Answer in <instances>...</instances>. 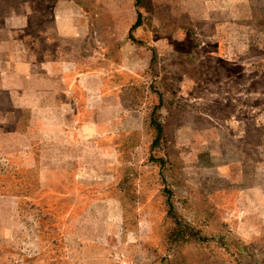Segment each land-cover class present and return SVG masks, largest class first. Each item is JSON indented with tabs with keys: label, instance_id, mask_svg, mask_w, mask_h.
I'll list each match as a JSON object with an SVG mask.
<instances>
[{
	"label": "rangeland",
	"instance_id": "374dc122",
	"mask_svg": "<svg viewBox=\"0 0 264 264\" xmlns=\"http://www.w3.org/2000/svg\"><path fill=\"white\" fill-rule=\"evenodd\" d=\"M36 1L51 22L57 0ZM71 3L85 68L108 72L137 133L109 134L67 189L3 175L25 217L0 225V264H264V0H232L223 23L202 0Z\"/></svg>",
	"mask_w": 264,
	"mask_h": 264
},
{
	"label": "crops",
	"instance_id": "0c3cea01",
	"mask_svg": "<svg viewBox=\"0 0 264 264\" xmlns=\"http://www.w3.org/2000/svg\"><path fill=\"white\" fill-rule=\"evenodd\" d=\"M35 2L0 0V188L3 189L8 181L3 175L14 168L37 172V184L41 183L38 188H44L46 181L51 187V182L59 180V188L67 189L68 183L73 182L69 174H78L77 180L81 182L82 176L89 172L90 159L106 155L109 134L113 133L114 139L122 128H128L131 134H136L138 128L135 118L130 121L121 118L122 93L117 88L105 90L108 72L86 69L88 64L79 46L74 45L75 39L79 41L88 34L83 11L75 8L71 0H57L51 6L52 21L47 22ZM231 2L202 0V5L214 15L217 12L218 18H214L223 23L233 12ZM39 18L44 19L42 25L37 24ZM23 206L25 202L20 196L0 192V225L19 222L20 216L24 218ZM70 221L64 226L67 234L63 238L67 241L74 229V220ZM64 246V253L72 252V245Z\"/></svg>",
	"mask_w": 264,
	"mask_h": 264
},
{
	"label": "trees",
	"instance_id": "16d2710c",
	"mask_svg": "<svg viewBox=\"0 0 264 264\" xmlns=\"http://www.w3.org/2000/svg\"><path fill=\"white\" fill-rule=\"evenodd\" d=\"M140 25H141V21L138 19V20L132 25V27H131L130 30L133 31L134 29H136V28H137L138 26H140ZM153 125H155L158 135H161V134H162V131H163L162 126H161L159 123H155V122H153ZM157 140H158V138H156V139L154 140V142H156Z\"/></svg>",
	"mask_w": 264,
	"mask_h": 264
}]
</instances>
